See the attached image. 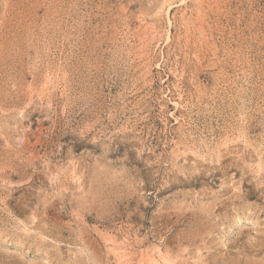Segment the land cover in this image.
Segmentation results:
<instances>
[{
	"label": "rangeland",
	"instance_id": "rangeland-1",
	"mask_svg": "<svg viewBox=\"0 0 264 264\" xmlns=\"http://www.w3.org/2000/svg\"><path fill=\"white\" fill-rule=\"evenodd\" d=\"M0 264H264V0H0Z\"/></svg>",
	"mask_w": 264,
	"mask_h": 264
}]
</instances>
